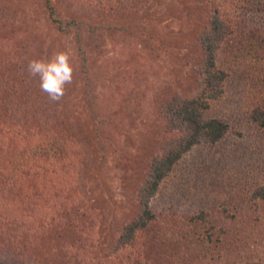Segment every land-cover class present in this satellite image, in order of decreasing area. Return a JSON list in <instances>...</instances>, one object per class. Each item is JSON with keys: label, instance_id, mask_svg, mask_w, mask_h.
<instances>
[{"label": "rangeland", "instance_id": "obj_1", "mask_svg": "<svg viewBox=\"0 0 264 264\" xmlns=\"http://www.w3.org/2000/svg\"><path fill=\"white\" fill-rule=\"evenodd\" d=\"M199 5L198 0H143L139 7H120L100 19L76 14L81 24L91 28L82 25V36L75 30L67 36L50 27L46 0H0V51L8 45L4 53L10 54L11 65L26 63L22 58L25 50L26 56L29 51L35 53L33 59L68 52L73 82L65 86L59 110L81 126L89 141L90 161L82 166L75 188L80 201L73 214L66 215L71 219L64 225L53 224L40 238L39 252H46L38 254L45 262L68 264L71 259L64 247L71 246L79 254L86 246L84 264H91V256L93 261L101 258L108 264H114L110 258L120 264L123 260L166 264L165 245L173 243L178 231H166L158 222L133 245L123 247L119 238L141 211L138 193L151 157L178 137L171 129L167 106L177 98L188 100L197 95L194 80L200 67L197 36L201 19L191 16V11ZM59 10L65 21L72 19L64 6ZM226 68L228 89L232 90L239 75L228 65ZM232 99L228 90L224 103ZM224 146L205 143L187 152L173 169L170 191L189 205L210 198L207 207L212 215L225 212L218 215L213 228L211 224L205 227L208 230L195 227L206 238L204 253L210 250L211 257L224 252L222 258L227 261L235 257L241 243L244 251L252 253V262L264 264V200H258L255 192L261 184L254 180L262 175L252 170L250 159L230 156L226 152L229 146ZM251 214L257 216L254 222L249 220ZM186 224L184 218L179 222L183 231ZM252 227L256 236L263 235L256 237L250 251L244 249L239 235L241 229ZM209 234L214 236L208 239ZM192 240H186L189 244L184 249L178 244L170 248L172 264H209L200 250L191 248L196 245ZM226 261L218 264H228Z\"/></svg>", "mask_w": 264, "mask_h": 264}, {"label": "trees", "instance_id": "obj_2", "mask_svg": "<svg viewBox=\"0 0 264 264\" xmlns=\"http://www.w3.org/2000/svg\"><path fill=\"white\" fill-rule=\"evenodd\" d=\"M142 1L46 0V19L51 28L63 35L69 36L75 30L82 36V25L87 28L91 25L81 24L76 14L87 13L100 19L119 11L120 7L127 10L131 6L139 7ZM198 1L200 5L191 11V16L201 19L197 36L201 45L200 67L194 80L197 95L188 100L177 98L167 106L171 129L178 137L151 157L138 193L141 211L119 238L123 247L133 245L145 232L154 230L158 222L160 228L163 224L167 227L166 231H178L173 243L165 245L166 264H172V246L178 244L184 249L190 237L193 239L190 242L196 243L191 248L200 250L207 263L226 261L222 258L224 252L211 257L210 250L209 254L204 253L206 238L195 230V227L206 229L209 224L213 228L218 215L225 212L219 210L212 215L207 207L210 198L195 202L192 195L194 204L189 205L184 199L175 198V191H170L174 167L194 147L207 143L226 145L225 149L232 141L226 152L235 158L250 159L252 170L262 175L254 177L261 184L255 193L259 194L258 200H264V0ZM60 6L71 11L66 13L72 17L68 22L59 12ZM79 48L82 50L81 44ZM79 48V53L85 54ZM5 50L8 45H3L0 51V264H49L38 254L40 238L53 224L64 225L71 219L66 215L73 214L80 201L75 188L82 166L90 161L89 141L81 126L62 114L58 102L51 101L40 89L39 77L29 74L28 64L35 53L29 51L26 56L28 50H25L22 58L26 63L17 67L11 65L10 54L4 53ZM227 65L239 75L232 90L228 89ZM228 90L233 101L225 104ZM86 95L90 97L89 90ZM181 204L185 208H180ZM192 207V212H188ZM175 208H179L177 213ZM182 218L187 223L186 232L179 225ZM256 219V215H250L251 222ZM254 227L259 230L258 225ZM240 233L244 249L250 251L256 237L263 235L256 236L253 227L243 228ZM213 236L209 234L208 239ZM81 248L78 254L73 247H64L71 259L68 264H84L87 248ZM242 250L240 243L234 251L235 257L226 263L258 264L251 261V252ZM100 259L93 261L91 256L90 262L108 264ZM109 260L120 264L114 258ZM122 264L129 263L123 260Z\"/></svg>", "mask_w": 264, "mask_h": 264}, {"label": "clouds", "instance_id": "obj_3", "mask_svg": "<svg viewBox=\"0 0 264 264\" xmlns=\"http://www.w3.org/2000/svg\"><path fill=\"white\" fill-rule=\"evenodd\" d=\"M73 67L66 51L53 54L50 59H33L28 64V72L39 77L40 89L53 102L60 101L65 95V86L73 82Z\"/></svg>", "mask_w": 264, "mask_h": 264}]
</instances>
